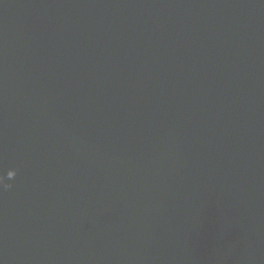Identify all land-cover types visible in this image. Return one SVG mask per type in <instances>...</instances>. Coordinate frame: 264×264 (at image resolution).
Segmentation results:
<instances>
[{"label": "water", "instance_id": "water-1", "mask_svg": "<svg viewBox=\"0 0 264 264\" xmlns=\"http://www.w3.org/2000/svg\"><path fill=\"white\" fill-rule=\"evenodd\" d=\"M0 264H264V0H0Z\"/></svg>", "mask_w": 264, "mask_h": 264}]
</instances>
